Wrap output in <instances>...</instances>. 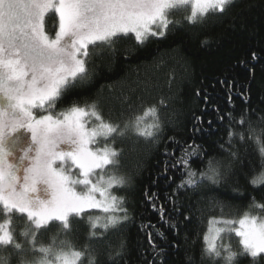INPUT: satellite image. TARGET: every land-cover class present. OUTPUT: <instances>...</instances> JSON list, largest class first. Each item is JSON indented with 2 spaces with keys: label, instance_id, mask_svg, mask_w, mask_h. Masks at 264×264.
Returning <instances> with one entry per match:
<instances>
[{
  "label": "trees",
  "instance_id": "16d2710c",
  "mask_svg": "<svg viewBox=\"0 0 264 264\" xmlns=\"http://www.w3.org/2000/svg\"><path fill=\"white\" fill-rule=\"evenodd\" d=\"M190 13V6L175 11L170 16L175 23L167 33L143 44L129 34L111 46H90L88 77L53 112L73 102L95 103L106 119L121 127L129 124L125 136L114 145L121 154L109 172L125 180L123 187H114L112 192L124 198L128 218L107 231L98 229L103 235L93 238L88 217L100 216V223L105 221L100 210H89L83 217L71 218L69 231L57 222L38 235V245L48 246L55 239L56 251L64 241L65 250L70 243L86 251L95 264H216L202 258L210 218L262 214L252 204L253 198L264 203V185L254 187L250 180L264 172V156L253 141L235 145L232 150L238 158L220 145L227 147L230 124L222 117L229 113L237 119L246 113L255 135L264 140V121L260 120L264 117V0H233L223 14L196 23L186 20ZM48 19L56 22L52 14ZM152 106L157 108L161 129L149 140L137 136L131 122ZM154 122L148 116L142 126ZM246 127L231 124L234 131ZM186 145L199 146L197 154L185 156ZM180 157L189 160L197 179L209 169V160L224 178L197 189L178 188L186 178L184 165L173 166ZM25 228L24 220L13 219L16 233ZM234 240L233 249L238 251L239 238ZM22 242L23 258L31 264L40 254ZM0 258V264L20 261L19 255L3 249ZM239 264H264V259L241 256Z\"/></svg>",
  "mask_w": 264,
  "mask_h": 264
},
{
  "label": "snow or ice",
  "instance_id": "6c2138e0",
  "mask_svg": "<svg viewBox=\"0 0 264 264\" xmlns=\"http://www.w3.org/2000/svg\"><path fill=\"white\" fill-rule=\"evenodd\" d=\"M233 0H0V249L20 256L19 264H29L23 258L25 247L39 253L31 264H84L86 251L69 243L65 250L54 251L56 244H37L38 235L57 225L71 229V218L83 217L91 209L104 214L93 219L90 236L99 238L110 227L127 220L124 198L113 194L114 187H123L125 180L115 174L105 178V171L118 164L121 150L114 145L126 134L129 124L106 119L95 103H71L65 110L53 109L69 95L77 84L89 75L90 46H111L121 37L134 35L138 44L150 37H163L175 23L170 16L175 11L191 7L186 17L189 23L205 20L210 15L223 14ZM49 13L58 17L54 35L46 30ZM162 103V102H161ZM152 116L156 122L142 126ZM227 147L221 149L233 158L237 143L253 141L264 156V140L246 113L237 119L227 117ZM264 121V117H260ZM247 125L234 131L231 124ZM135 134L153 139L161 129L157 108H147L131 122ZM21 130L26 131L30 139ZM264 134V130H261ZM171 139V138H170ZM103 143L102 147H93ZM199 146L186 145L182 151L190 157ZM192 149V151H188ZM209 169L192 170L189 160L180 157L175 163L185 166V177L178 188L197 189L206 182L219 183L223 173L213 161ZM255 187L264 185V172L253 177ZM253 207L261 215L245 212L238 219L212 217L203 235L202 258L216 264H239L241 256L264 259V203ZM118 213H124L123 216ZM24 220L26 228L16 233L13 219ZM187 219V217L185 218ZM238 237L239 250H233L232 236ZM227 240V242H225ZM116 256L120 252L115 253ZM51 257V258H50ZM3 259V258H0ZM7 264V261L4 262ZM87 264H95L88 258Z\"/></svg>",
  "mask_w": 264,
  "mask_h": 264
},
{
  "label": "rangeland",
  "instance_id": "374dc122",
  "mask_svg": "<svg viewBox=\"0 0 264 264\" xmlns=\"http://www.w3.org/2000/svg\"><path fill=\"white\" fill-rule=\"evenodd\" d=\"M54 15L55 17H56V22L55 21H52V20H50V19H48V17L46 18V30L51 34L52 32V28H56L57 26H58V17L54 14V13H49V15ZM50 20V21H49ZM48 22H53L52 24H50V23H48ZM55 30V29H54ZM52 35H54V32L52 33ZM21 132L23 133V135L25 136V137H28L29 139H30V136H29V134L26 132V131H24V130H21ZM97 146H99V147H102L103 146V144H99V145H93V147H97ZM111 168V167H110ZM110 168H108L106 171H105V178H107V176H109V172H110ZM91 210H99V209H91ZM230 219H234V218H230ZM234 234H233V236H232V239H231V244H233L232 245V248H233V246H234V244L236 243L235 242V240L233 241V239H234ZM236 238V240L238 239V237H235ZM225 242H227V240L225 241ZM234 250V249H233ZM38 259V258H37ZM36 260V259H35Z\"/></svg>",
  "mask_w": 264,
  "mask_h": 264
}]
</instances>
